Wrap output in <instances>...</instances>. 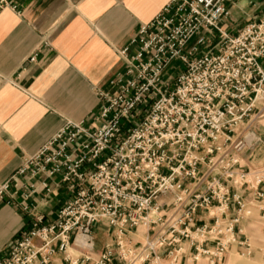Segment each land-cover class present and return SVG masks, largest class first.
<instances>
[{"label":"built area","instance_id":"1","mask_svg":"<svg viewBox=\"0 0 264 264\" xmlns=\"http://www.w3.org/2000/svg\"><path fill=\"white\" fill-rule=\"evenodd\" d=\"M20 1L0 0V12L20 14ZM242 1L263 0H169L140 25L133 52L121 51L124 71L99 93V121L67 120L25 158L19 174L59 175L75 192L0 264H49L59 252L67 264H220L246 244L250 205L264 212V168L240 159L264 143L254 130L264 118V14L229 34L221 24ZM9 187L0 185V197ZM98 223L113 242L93 258Z\"/></svg>","mask_w":264,"mask_h":264},{"label":"crops","instance_id":"2","mask_svg":"<svg viewBox=\"0 0 264 264\" xmlns=\"http://www.w3.org/2000/svg\"><path fill=\"white\" fill-rule=\"evenodd\" d=\"M167 2L21 0L20 14L11 8L0 12V185L10 181L0 197V259L38 217L45 223L55 220L75 192L59 175L30 181L19 174L25 158L67 120L86 125L99 121L104 104L99 93L108 91L125 68L121 51L130 47L129 54L133 52L131 41L140 25ZM263 14L264 0L257 6L242 1L231 7L221 25L235 35ZM257 134L264 138L263 131L257 129ZM240 159L250 170L264 168V143L247 148ZM260 187L264 189V182ZM201 218L209 220L207 213ZM93 237L96 258L113 242L112 230L105 223L95 224ZM49 264L67 262L59 252Z\"/></svg>","mask_w":264,"mask_h":264},{"label":"rangeland","instance_id":"3","mask_svg":"<svg viewBox=\"0 0 264 264\" xmlns=\"http://www.w3.org/2000/svg\"><path fill=\"white\" fill-rule=\"evenodd\" d=\"M260 124L256 123L254 130L264 132V118ZM249 210L251 214L241 223L243 229L241 240H246V244H234L220 264H264V212H259V208L253 204ZM139 235L141 240H144L145 228H139ZM199 264L209 263L201 260Z\"/></svg>","mask_w":264,"mask_h":264},{"label":"bare ground","instance_id":"4","mask_svg":"<svg viewBox=\"0 0 264 264\" xmlns=\"http://www.w3.org/2000/svg\"><path fill=\"white\" fill-rule=\"evenodd\" d=\"M250 136H251V137H250L251 139L255 138V136H256V132H252V133H250Z\"/></svg>","mask_w":264,"mask_h":264}]
</instances>
